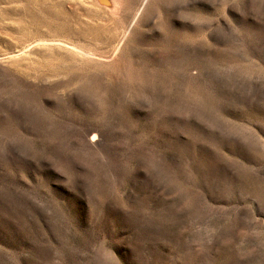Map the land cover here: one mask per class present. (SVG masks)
I'll return each mask as SVG.
<instances>
[{
  "label": "rangeland",
  "instance_id": "1",
  "mask_svg": "<svg viewBox=\"0 0 264 264\" xmlns=\"http://www.w3.org/2000/svg\"><path fill=\"white\" fill-rule=\"evenodd\" d=\"M103 262L264 264V0H0V264Z\"/></svg>",
  "mask_w": 264,
  "mask_h": 264
},
{
  "label": "bare ground",
  "instance_id": "2",
  "mask_svg": "<svg viewBox=\"0 0 264 264\" xmlns=\"http://www.w3.org/2000/svg\"><path fill=\"white\" fill-rule=\"evenodd\" d=\"M97 254V253H96ZM104 263V262H103ZM105 264V263H104Z\"/></svg>",
  "mask_w": 264,
  "mask_h": 264
}]
</instances>
